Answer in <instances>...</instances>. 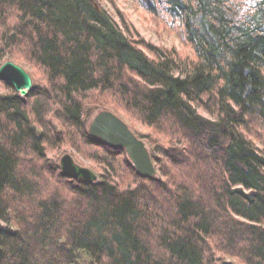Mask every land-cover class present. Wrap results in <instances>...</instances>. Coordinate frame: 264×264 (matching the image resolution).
Wrapping results in <instances>:
<instances>
[{
    "label": "trees",
    "instance_id": "1",
    "mask_svg": "<svg viewBox=\"0 0 264 264\" xmlns=\"http://www.w3.org/2000/svg\"><path fill=\"white\" fill-rule=\"evenodd\" d=\"M157 1L192 50L178 58L182 75L90 0H0V61L20 57L55 85L20 97L0 79V264H264V0ZM83 92L168 131L161 177L139 176L122 149L88 134ZM45 113L108 176L83 182L48 162Z\"/></svg>",
    "mask_w": 264,
    "mask_h": 264
},
{
    "label": "rangeland",
    "instance_id": "2",
    "mask_svg": "<svg viewBox=\"0 0 264 264\" xmlns=\"http://www.w3.org/2000/svg\"><path fill=\"white\" fill-rule=\"evenodd\" d=\"M151 1H152L151 2L152 6L153 8H155L156 11V12L154 11L152 12L153 15L147 12L146 9L141 7L140 3L137 0H90V4L93 5L97 11L107 16L111 20V22L121 30V32L124 35H126L132 41L136 42L135 44H137L138 47L141 48L149 57H153L154 54L150 53L151 51L148 50V46H152L156 50L161 49V52H163L165 55L169 56L170 59L173 60L171 65L173 73L175 75H182L186 70V65L183 62H180L178 58L181 59L182 58L184 59V57L191 58L192 50L181 40L179 36V34L181 35V29L177 26V24L172 23L171 20L167 18L165 13L160 10L159 5L156 4V2L158 1L157 0L156 2L155 0H151ZM141 41H143V43L146 45L142 44ZM162 56L164 55H161V57ZM6 60H10L18 64L28 72V74L32 78L31 90L34 89L38 91L43 87H48L46 75L44 74V72L39 70L34 65L21 59L20 57L15 58L13 60L7 56L2 58L0 64H2ZM110 68L112 70L113 64L111 65ZM54 86H55L54 82H52L51 86L48 87L47 90L50 89L52 91V88ZM50 90H49V94L52 93ZM0 92H8V90L0 86ZM17 94L19 95L18 92ZM54 95L55 98H52V100L55 101V99H57L56 93H54ZM75 97L77 98V100L79 99L82 100L83 112L85 114L87 112L86 115L83 114L87 129V126L91 118L94 116V114L101 111L100 109L92 107V105L93 103L99 101L102 97H98V95L94 94L93 92L79 93V95H75ZM42 100L45 104H47L46 107L47 109L50 108V110L53 111L58 106L60 108V104L52 105V106L48 104L50 103V100L48 98L47 101H45L46 99L44 98H42ZM106 100L108 107L115 106L116 107L115 114L119 116L129 127H131L133 131L137 133L142 132L144 134H148L149 137H141V139L145 142L149 150V153L153 159L156 168L155 177L156 178L161 177L159 170V163L158 161L154 160V157L162 158V153L159 147H165L173 144V142L170 141V139L168 138V131L166 129H161V131L158 130L156 132L154 128H150V127H146L145 125H142L136 120L134 116L126 113L117 104L118 102L117 99L106 98ZM61 101L63 103L64 99L62 98ZM195 109L203 117L214 119V115L209 114L202 107L196 106ZM102 110H108V109H102ZM44 119L46 121H50L52 125L50 126V129L54 131L48 133L49 136L47 139L49 140L45 144V156L48 162L59 166L60 158L64 154H69L73 158L76 164L92 170L97 175L96 182L100 179L101 174L108 176L109 171L106 168L102 167V165H100L98 162L87 157V154H89V150L84 146H82L81 143H79V140L77 139L76 136H72L71 133H68L66 129H64V125H62L61 122L56 117L50 115L49 113L48 114L45 113ZM74 128L75 127H73V130ZM254 128L257 129L259 128V126L256 125L254 126ZM56 131H58V137H60V139H55ZM252 131H253V127H252ZM22 170H25V166L22 168ZM112 180L116 182H121L117 178ZM123 180L124 182H128L126 179ZM50 181L52 180L46 177H44V179L41 180V182H47L49 186L51 185ZM58 193L59 195H61L62 192L58 191ZM163 208L165 209L164 211H166L167 208L165 206ZM230 261L233 262V260Z\"/></svg>",
    "mask_w": 264,
    "mask_h": 264
},
{
    "label": "water",
    "instance_id": "3",
    "mask_svg": "<svg viewBox=\"0 0 264 264\" xmlns=\"http://www.w3.org/2000/svg\"><path fill=\"white\" fill-rule=\"evenodd\" d=\"M0 79L13 86L20 96L32 88V78L18 64L6 60L0 64ZM87 132L111 148L122 149L136 173L144 178H154L156 168L145 142L115 113L101 110L91 118ZM61 173L83 182H95L97 175L90 169L76 164L69 154L59 160Z\"/></svg>",
    "mask_w": 264,
    "mask_h": 264
}]
</instances>
